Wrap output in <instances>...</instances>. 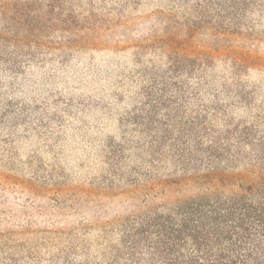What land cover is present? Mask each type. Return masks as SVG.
Masks as SVG:
<instances>
[{
    "label": "rangeland",
    "instance_id": "rangeland-1",
    "mask_svg": "<svg viewBox=\"0 0 264 264\" xmlns=\"http://www.w3.org/2000/svg\"><path fill=\"white\" fill-rule=\"evenodd\" d=\"M261 183L264 0H0V264H148L149 219Z\"/></svg>",
    "mask_w": 264,
    "mask_h": 264
},
{
    "label": "trees",
    "instance_id": "trees-1",
    "mask_svg": "<svg viewBox=\"0 0 264 264\" xmlns=\"http://www.w3.org/2000/svg\"><path fill=\"white\" fill-rule=\"evenodd\" d=\"M137 233L148 264H264V183L178 202Z\"/></svg>",
    "mask_w": 264,
    "mask_h": 264
}]
</instances>
